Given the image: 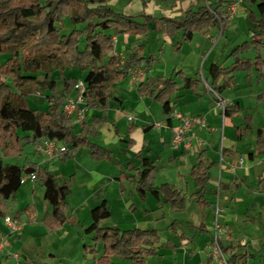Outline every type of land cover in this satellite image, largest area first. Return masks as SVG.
Instances as JSON below:
<instances>
[{
  "label": "crops",
  "instance_id": "1",
  "mask_svg": "<svg viewBox=\"0 0 264 264\" xmlns=\"http://www.w3.org/2000/svg\"><path fill=\"white\" fill-rule=\"evenodd\" d=\"M112 1L108 0V4L110 5ZM120 1H123L120 12L128 16L146 14L155 18L179 19L186 9H196L217 0H144L145 5L142 0ZM221 1L224 2L221 11L228 18L223 35L220 30H216L205 36L196 34L190 42H181L179 33L169 37L161 30L162 23H152L149 25L148 33L153 32L149 40L151 43L148 44L149 53H144L147 52L146 45L140 36L112 37V50L109 56L115 58L118 64L124 63L128 55L135 52L143 58V63L140 67L129 69L124 80L111 88L113 100L109 101V108L103 113L105 121L97 129L95 138L87 137L90 141L110 150L108 159L100 161L92 159L88 148L85 147L75 151L64 162L58 159L49 160L34 149L29 156L22 153L24 156L21 154L12 161L3 158L6 163L22 164L21 166L35 163L48 167L58 181L69 183L70 189L65 202L66 214L71 217L69 223L54 230L45 225L43 220L51 212V206L43 199L44 191L40 182L26 174L21 185V188L25 187L22 192L25 203L17 205L19 208L14 212L19 189L4 206V216L19 223V230L10 233L3 218H0V236H4L5 241L9 238L20 240L27 227L40 224L42 228L39 232L44 234L47 231L52 235H58L56 245L73 234L76 238L73 252L79 255V239L85 241L86 238L90 243L85 245L93 246L91 236L84 233V229L91 223L89 212L105 200L110 217L102 226L115 227L119 230L138 228L156 231L162 247H158L156 255L147 258L144 264H207L206 248L210 242L214 204L218 199L221 209L218 222L226 229L222 246L230 254H235L232 264L264 262V181H262L264 157L258 156L255 152L257 138L259 135L264 136V131L260 134L258 132L260 129L264 130V79L255 71L247 73L239 70L234 73L233 82L221 93L227 102L225 106H235L238 110L228 117H224L223 111L217 107L204 87L205 80L210 79L208 72L210 65L217 63L226 68L233 64L231 50L249 41L246 39L249 36V28L241 30L239 22L241 19L249 20V13L257 18L258 12L255 4L248 3L242 7L243 0H231L235 4L228 7L227 1L230 0ZM254 25L251 23V28ZM231 26L234 36L230 38L227 33ZM243 37L244 40L238 43ZM138 46H142V50L137 51ZM151 52L157 53L154 55ZM257 54L251 47L239 57L252 60ZM149 57H152L153 61L146 64L145 61ZM203 69L205 73L202 72ZM74 71L73 68L63 74L65 77L82 80L85 73L77 70L79 73L77 77ZM174 72H181L186 77L199 78L202 82L196 91L180 89L171 100L173 112L164 114L156 101L138 94V84L147 78H168ZM239 75L242 76L241 83L237 80ZM218 84L221 85L222 81L220 80ZM178 85L182 86L180 81ZM255 87H258L256 89L258 92L254 91ZM74 95L75 91L71 89L65 100ZM44 104L43 111L47 107V104ZM95 105L89 95L85 104L80 105L85 108V122H89L92 116L101 115V111L95 108ZM29 106L41 110L38 105L32 106L29 103ZM178 116L192 118L193 122L183 141L174 144L172 141L174 130L180 122ZM246 117H249L250 122ZM68 118L74 132L79 133L80 122H75L73 116ZM132 125L134 129L126 135L127 127ZM236 128L246 131L238 138ZM127 140L132 141L128 147L125 144ZM200 154L214 163L205 193L207 203L205 206L190 197L195 192V187L189 178V172ZM137 155L156 167L152 179L155 187L167 184L183 195L178 209H171L149 193L141 198L131 178L122 182L118 180L121 172L127 176L135 175L133 170L140 167ZM128 163L132 164V169L127 168ZM115 210L116 218H113ZM27 237V240L22 241L24 246L32 241L30 235ZM24 246L17 249L12 248V245L8 249L4 246L0 251V264H8L10 260L7 259L12 254L18 255V259L12 260L18 264H49V260L45 259L47 257L51 258L52 262L57 261L60 264L71 259L62 248L57 251V256L55 249L42 253L37 248L27 251ZM83 246L81 248L83 264H92L93 259L102 253L101 244L94 247L95 257L89 253V248L84 249ZM10 251L15 253L10 254ZM3 259L6 261L3 262ZM112 262L134 264L118 258H114Z\"/></svg>",
  "mask_w": 264,
  "mask_h": 264
},
{
  "label": "trees",
  "instance_id": "2",
  "mask_svg": "<svg viewBox=\"0 0 264 264\" xmlns=\"http://www.w3.org/2000/svg\"><path fill=\"white\" fill-rule=\"evenodd\" d=\"M247 2L256 5L259 17L255 18L249 13V21L255 24L253 28H257V32L251 36V41L243 42L231 50L230 56L234 59L231 66L223 68L217 63L210 65V79L205 80V83L218 96L233 82L236 71H255L264 79V60L259 54L252 60L239 57L251 47L258 52L264 45L261 40L264 35V0ZM142 3L145 5L144 0ZM223 4V1L217 0L196 9L188 8L181 18L175 19L155 18L146 14L128 16L115 11L108 0H0V55L7 54L6 60L0 64V218L5 215V203L21 188L23 176L32 174L33 180L39 181L43 188V199L51 206V212L43 223L54 230L71 221V217L66 214L65 202L69 183L58 181L48 167L35 163L21 166L6 163L3 158H19L25 146H35L46 139L65 146V151L58 158L61 162L83 147L88 148L94 160L109 158V149L87 137L95 138L97 129L105 121L103 113L109 108V101L113 100L111 88L124 80L129 69L140 67L143 63L138 52L130 53L122 64L110 57L113 36H146L150 31L149 25L158 22L162 23L161 30L167 36L179 33L181 42H190L196 34L205 36L216 30H220L223 35L228 24V18L221 11ZM140 50L142 46L137 47V51ZM152 61L153 58L149 57L145 63L150 64ZM73 68L85 73L82 81L86 94L92 97L95 108L101 111L99 117L92 116L89 122H85L84 117L80 122L79 133L74 132L70 119L63 111L65 97L78 81L74 77H65L63 73ZM53 72H57L58 79L52 78ZM40 73L43 78L39 82L34 75ZM220 80L221 85L218 84ZM28 82H37L43 93L48 92L40 102L47 104L45 111L29 106L28 97L22 90V86ZM201 82L199 78L174 72L168 78H147L138 84V94L156 101L164 114H171L173 96L180 89L196 91ZM236 112L235 106H225L223 109L224 117ZM246 119L250 122L249 117ZM246 126L248 128L249 124ZM133 129V125L128 126L126 135ZM244 131L246 129L236 128V136L239 138ZM262 131L260 129L259 134ZM131 143V140H127L126 147ZM255 152L264 157V136L259 135L257 138ZM136 159L140 167L133 170L135 175L127 176L121 172L118 180L122 182L131 178L141 198L149 193L171 209H178L183 195L167 184L155 187L152 179L156 167L140 155ZM213 165L200 154L189 172L195 187L190 197L203 206L207 205L205 193ZM130 167L132 169V164L128 163L127 168ZM89 216L91 223L84 233L91 236L93 246L84 245L83 248H89L93 257L97 244H101L102 249L101 255L94 258L92 264H115L112 262L114 258L144 264L147 258L156 255L158 247H162L155 230H119L102 226L110 217L105 200L91 209ZM234 260L235 254H230V264Z\"/></svg>",
  "mask_w": 264,
  "mask_h": 264
},
{
  "label": "rangeland",
  "instance_id": "3",
  "mask_svg": "<svg viewBox=\"0 0 264 264\" xmlns=\"http://www.w3.org/2000/svg\"><path fill=\"white\" fill-rule=\"evenodd\" d=\"M239 1V0H238ZM122 2L123 1H120V0H113L112 2H111V4H110V6L115 10V11H118V12H120V11H122ZM227 5H226V7H228V6H230V5H234L235 3H233V1H227ZM226 4V3H225ZM248 5V2H247V0H243V4H242V7H243V5ZM225 7V6H224ZM241 8V7H240ZM256 17L258 18L259 17V14L258 13H256ZM66 22L68 23V24H70L67 20H66ZM239 25H240V29L241 30H246V29H248L249 28V36H247V40H249V41H251V36L254 34V32H257V28H251V23L249 22V20H247V21H244V20H240V22H239ZM232 27L233 26H231V28L229 29V32L227 33L228 35H229V37L231 38V37H233L234 36V34L232 33V31H231V29H232ZM250 28H251V30H250ZM254 31V32H253ZM152 32V31H151ZM151 32H150V34H148V35H146V36H140L142 39H143V44H145L146 46H145V48H146V51L147 52H144V53H149L150 52V48L148 47L149 45L148 44H150L151 42H149V40L152 38V34H151ZM153 33V32H152ZM217 33H218V31H217ZM261 38H262V41H264V35H262L261 36ZM234 39V38H233ZM244 40V37L243 38H241L240 40H239V42L238 43H240V42H242ZM235 41V40H234ZM260 50H258V54L261 56V58H262V60H264V45H261V47L259 48ZM167 50V49H166ZM167 52V51H166ZM151 53H153L154 55H156V53L157 52H151ZM146 56L148 57L149 56V54H146ZM167 56V55H166ZM6 58H7V54H2V55H0V64L1 63H3L5 60H6ZM202 72L203 73H205V69H203L202 70ZM73 73H75V75L77 76V77H79V73L77 72V69H75V71L73 72ZM35 76V78H36V80H38L39 82L42 80V78H43V74L42 73H40V74H36V75H34ZM52 78H58V75H57V73L56 72H54L53 74H52ZM242 79V76L241 75H239L238 76V83H241V80ZM204 87L206 88V90H207V92H209V95H211L212 96V98H213V100L217 103V101H218V99H217V96L216 95H214L211 91H210V89H209V87L207 86V85H205L204 84ZM256 89H258V87H255L254 88V91L255 92H258V90H256ZM22 90L26 93V95H27V97H28V100H29V103L33 106V104H35V105H38V107L39 108H41V110L42 109H44L45 107V102H43L42 104H40V102H42L44 99H43V96H44V93H43V91H42V89L40 88V86L37 84V82L36 83H33V82H28V83H26V84H24L23 86H22ZM45 94H48V92H45ZM220 99L221 100H223L224 102H223V106H225L226 105V101L224 100V97H222L221 95H220ZM218 107V106H217ZM219 109H221V106L220 107H218ZM192 119V118H191ZM19 134L20 135H23L22 133H20L19 132ZM33 149H34V146H32V145H27V146H25V148H24V151H23V154H25L26 156L28 155L29 156V153L31 152L32 153V151H33ZM35 150V149H34ZM22 154V156H24ZM39 154V153H38ZM10 161H12V159H10ZM22 165V164H21ZM24 190H25V187L23 186L22 188H20V190L17 192V194H16V197H17V204L15 205V209H14V212L16 211V209H18L19 208V206H21V203H25V199L22 197L23 195H22V192H24ZM111 191V190H110ZM110 191H108V193L110 192ZM30 196V195H29ZM110 198V197H109ZM24 201V202H23ZM113 202V201H112ZM17 205H19V206H17ZM23 205V204H22ZM13 211V210H12ZM114 211V210H113ZM14 212H10V213H14ZM117 211L115 210V212H113L114 214H113V218H116V213ZM19 224V223H18ZM20 225V224H19ZM40 228H42V226L40 227V224H37V225H33V226H31V227H27L26 228V230H25V234H24V236H21V238H20V240H13V239H11V238H9L8 239V241H5L4 242V246L8 249V248H10V246L12 245V248L14 247V248H21L22 246H24L23 245V242L25 241V239L26 238H28L27 237V235H30L31 236V239H32V241L27 245V246H24L25 247V249L27 250V251H33V249L34 248H37V250H39L40 252H42V251H49V250H51V249H55V255H57V251L60 249V248H62L63 249V251L65 250L66 251V255H69L68 257H70L71 259H69V262L68 261H66L65 263H63V264H83L82 263V260H81V258H82V253H81V248H82V246L83 245H85V244H87V243H90V241H87V239L85 238V241L84 240H80L79 239V241H80V245H79V249H78V251L80 252H78L79 253V255H77V254H74V248H75V246H76V238H75V236L73 235V234H71V235H69L68 237H66L64 240H61L60 242H59V244H57L56 245V236H58V235H52V233H48L47 231H45L44 232V234H43V232H39V229ZM23 233V232H22ZM4 237V236H3ZM82 237L84 238V235H82ZM81 238V237H80ZM24 240V241H23ZM27 240V239H26ZM23 241V242H22ZM34 244H35V246H34ZM37 246V247H36ZM9 251V250H8ZM10 254H12V253H15V251H10L9 252ZM18 253V252H17ZM43 253V252H42ZM65 253L63 252V255H64ZM7 255V254H6ZM5 256V255H4ZM58 256V255H57ZM45 259H47V260H49V264H60V263H58L57 261L56 262H52V260H50L49 259V257H47V258H45ZM7 260H10V262L8 263V264H18V263H16V262H14V261H12L13 260V258L12 257H10V258H8ZM6 261V259H3V262H5ZM51 261V262H50ZM81 261V263H79ZM62 264V263H61Z\"/></svg>",
  "mask_w": 264,
  "mask_h": 264
},
{
  "label": "built area",
  "instance_id": "4",
  "mask_svg": "<svg viewBox=\"0 0 264 264\" xmlns=\"http://www.w3.org/2000/svg\"><path fill=\"white\" fill-rule=\"evenodd\" d=\"M73 89L75 91V95L65 100L63 111L67 117L73 116L74 121L78 123L81 122L85 117V108L80 107V105L85 104L88 94H86L85 85L82 80L77 81ZM211 92L216 95L213 91ZM216 96L218 99L216 105L218 107L221 106V110L223 111L225 107L223 106L224 101L220 99V96ZM178 119L180 122L174 130V136L172 140L174 144H179L183 141L184 135L193 122L192 119L182 116H178ZM34 149L37 153L51 160L60 158L65 151V146L60 142L46 139L36 144L34 146ZM29 177L33 179L32 174H29ZM24 180L25 179L22 178L21 183H23ZM220 210L221 209L217 199L214 204V219L211 225L210 242L206 248L207 264H230V253L224 250L222 247V240L226 235V229L218 222V214ZM3 222L10 233H14L19 230V224L14 219L8 216H4ZM4 242L5 237L0 236V251H2L4 248ZM11 257L14 259H18L17 254H12ZM261 264H264V262H262Z\"/></svg>",
  "mask_w": 264,
  "mask_h": 264
}]
</instances>
